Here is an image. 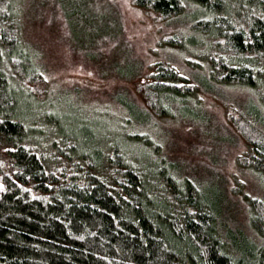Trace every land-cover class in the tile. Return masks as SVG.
Listing matches in <instances>:
<instances>
[{"label": "trees", "instance_id": "16d2710c", "mask_svg": "<svg viewBox=\"0 0 264 264\" xmlns=\"http://www.w3.org/2000/svg\"><path fill=\"white\" fill-rule=\"evenodd\" d=\"M132 2L161 19L195 4L192 28L218 50L208 55L210 79L255 89L264 112V0ZM13 6L0 0V264H264L263 200L248 199L259 243L246 237L227 245L219 207L151 158L152 145L137 132L120 133L144 146L134 157L110 134L99 141L78 112L64 121L39 113L52 121L48 136L39 120H28L29 100L42 99L44 80L21 45ZM145 88L149 110L164 115L195 94L185 75L162 62ZM124 100L126 122L147 117ZM241 117L248 148L239 162L264 183V133Z\"/></svg>", "mask_w": 264, "mask_h": 264}, {"label": "rangeland", "instance_id": "374dc122", "mask_svg": "<svg viewBox=\"0 0 264 264\" xmlns=\"http://www.w3.org/2000/svg\"><path fill=\"white\" fill-rule=\"evenodd\" d=\"M11 3L21 45L44 80L42 99L29 100L28 120H39L38 127L48 136L52 121L39 113L57 112L58 120L64 121L78 112L93 124L99 141L110 134L134 157L144 146L130 144L120 133L137 132L152 145L151 158L170 165L177 180L196 183L206 200L219 207L227 245L246 237L259 243L249 222L248 199L264 201V183L239 162L248 145L237 116L264 133V112L255 89L210 79L208 55L218 50L213 39L192 28L195 4L187 2L182 14L161 19L132 0ZM158 62L175 67L195 87L187 106L181 109L176 104L169 115L149 110L145 94L150 71ZM208 80L205 89L203 82ZM123 99L132 100L147 117L126 122ZM231 116H236L237 124Z\"/></svg>", "mask_w": 264, "mask_h": 264}]
</instances>
